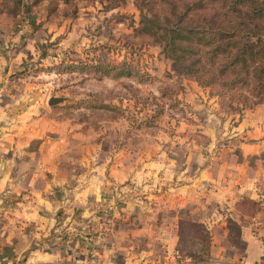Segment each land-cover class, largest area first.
Listing matches in <instances>:
<instances>
[{"label":"crops","instance_id":"0c3cea01","mask_svg":"<svg viewBox=\"0 0 264 264\" xmlns=\"http://www.w3.org/2000/svg\"><path fill=\"white\" fill-rule=\"evenodd\" d=\"M35 13L0 10V264H150L166 246L201 264H264V104L221 142L223 119L187 92L205 136L174 147L162 130L135 150L120 120L58 118L13 82L63 30Z\"/></svg>","mask_w":264,"mask_h":264},{"label":"rangeland","instance_id":"374dc122","mask_svg":"<svg viewBox=\"0 0 264 264\" xmlns=\"http://www.w3.org/2000/svg\"><path fill=\"white\" fill-rule=\"evenodd\" d=\"M111 2L74 0L65 4L24 0L20 8L24 16L30 17L36 12L35 16L45 17L48 24L63 27L55 37H46L38 52L13 74L16 85L34 93H29V99L36 97L54 108L58 118L120 120V133L133 136L131 144L135 150L140 145L138 139L147 133L162 135V130L167 131L174 136L172 146L185 138L205 136L198 131L201 127L191 124L193 112L181 97L187 92L198 93L205 105L223 119L225 129L221 142L231 133L235 118L262 105L256 104L253 97L243 99L235 92L231 97L220 87L203 88L186 74L177 73L161 47L152 44L139 30L140 10L135 1L120 0L115 8L110 7ZM0 10L9 15L20 11L13 4ZM74 25L84 29L81 37L73 45L61 44L64 29ZM97 57L110 62L127 60L135 70L131 76H116L117 69H112L108 76L100 75L95 67ZM52 96L64 100L50 106L48 100ZM205 138L201 142H207Z\"/></svg>","mask_w":264,"mask_h":264},{"label":"trees","instance_id":"16d2710c","mask_svg":"<svg viewBox=\"0 0 264 264\" xmlns=\"http://www.w3.org/2000/svg\"><path fill=\"white\" fill-rule=\"evenodd\" d=\"M119 1L112 0L110 7ZM134 1L140 10L139 30L161 47L177 73L203 88L220 87L231 97L235 92L264 104V0ZM23 2L0 0V9L13 4L18 11ZM94 60L100 75L117 69L116 76H131L135 70L127 60Z\"/></svg>","mask_w":264,"mask_h":264},{"label":"built area","instance_id":"2783aa9c","mask_svg":"<svg viewBox=\"0 0 264 264\" xmlns=\"http://www.w3.org/2000/svg\"><path fill=\"white\" fill-rule=\"evenodd\" d=\"M106 228V227H105ZM106 230V229H105ZM93 264H102L91 259ZM150 264H201L195 256L183 252L180 248H169L166 246L162 256L151 261Z\"/></svg>","mask_w":264,"mask_h":264},{"label":"water","instance_id":"95a60500","mask_svg":"<svg viewBox=\"0 0 264 264\" xmlns=\"http://www.w3.org/2000/svg\"><path fill=\"white\" fill-rule=\"evenodd\" d=\"M63 100H64L63 97L52 96V97L49 98L48 104L50 106H55V105L59 104L61 101H63Z\"/></svg>","mask_w":264,"mask_h":264}]
</instances>
